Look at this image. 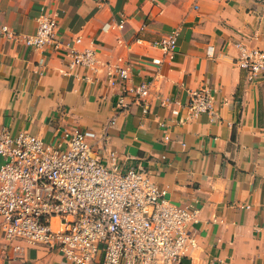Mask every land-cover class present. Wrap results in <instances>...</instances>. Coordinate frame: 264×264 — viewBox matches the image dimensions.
<instances>
[{
    "label": "crops",
    "instance_id": "obj_1",
    "mask_svg": "<svg viewBox=\"0 0 264 264\" xmlns=\"http://www.w3.org/2000/svg\"><path fill=\"white\" fill-rule=\"evenodd\" d=\"M43 12L63 48L21 41ZM0 26L12 35L0 34V126L48 142L93 132L107 165L146 168L170 201L197 210L183 264H264V82L234 64L235 42L264 49V0H0ZM176 30L169 58L154 43ZM86 48L94 65H72L69 52ZM120 68L126 86L149 84V113L131 95L118 106ZM205 85L213 113L172 114Z\"/></svg>",
    "mask_w": 264,
    "mask_h": 264
},
{
    "label": "built area",
    "instance_id": "obj_2",
    "mask_svg": "<svg viewBox=\"0 0 264 264\" xmlns=\"http://www.w3.org/2000/svg\"><path fill=\"white\" fill-rule=\"evenodd\" d=\"M37 22L36 31L21 38L23 44L36 50L48 44L63 48L55 38L56 18L43 12ZM0 34L12 37L7 26H0ZM179 34L173 31L154 45L171 58ZM234 46V64L246 81L264 82V49L241 41ZM69 56L72 65L95 63L92 48L72 49ZM118 77L123 82L118 106L127 108L131 95L149 113L144 104L149 84L126 86L127 68H120ZM176 104L172 114L180 115L182 108L190 120L213 113L215 98L205 85L192 91L186 104ZM94 138L93 132L74 128L45 143L30 131L13 136L0 126V264L28 261L31 251L60 256V264H183L194 242L189 226L197 210L170 201L148 169L107 165Z\"/></svg>",
    "mask_w": 264,
    "mask_h": 264
},
{
    "label": "rangeland",
    "instance_id": "obj_3",
    "mask_svg": "<svg viewBox=\"0 0 264 264\" xmlns=\"http://www.w3.org/2000/svg\"><path fill=\"white\" fill-rule=\"evenodd\" d=\"M44 141L45 143L48 142V140H45V139ZM32 252L34 253L33 255L30 253L28 261H25L23 263L13 262L12 264H59V261L52 260V259L48 260L47 256H43L42 252H39V253H37L36 251H32ZM36 254H38V258L36 257ZM52 257H54V255Z\"/></svg>",
    "mask_w": 264,
    "mask_h": 264
}]
</instances>
